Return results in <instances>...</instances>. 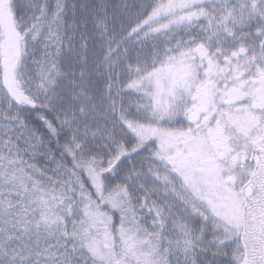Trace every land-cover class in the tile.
<instances>
[{
	"label": "snow or ice",
	"instance_id": "obj_1",
	"mask_svg": "<svg viewBox=\"0 0 264 264\" xmlns=\"http://www.w3.org/2000/svg\"><path fill=\"white\" fill-rule=\"evenodd\" d=\"M0 264H264V0H0Z\"/></svg>",
	"mask_w": 264,
	"mask_h": 264
}]
</instances>
